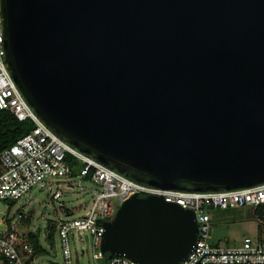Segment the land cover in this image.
<instances>
[{
	"label": "water",
	"instance_id": "1",
	"mask_svg": "<svg viewBox=\"0 0 264 264\" xmlns=\"http://www.w3.org/2000/svg\"><path fill=\"white\" fill-rule=\"evenodd\" d=\"M5 61L69 146L168 191L264 184V0H1ZM196 215L133 196L102 251L178 264Z\"/></svg>",
	"mask_w": 264,
	"mask_h": 264
},
{
	"label": "built area",
	"instance_id": "2",
	"mask_svg": "<svg viewBox=\"0 0 264 264\" xmlns=\"http://www.w3.org/2000/svg\"><path fill=\"white\" fill-rule=\"evenodd\" d=\"M4 42L0 8V112L10 111L20 122L35 124L29 133L0 155V201L21 199L35 187L45 185L48 188L54 186L53 201L61 200L64 196L62 183L55 181L72 174L68 155L80 162L81 176H90L97 186L92 205L84 216L60 219L52 227L53 237L56 234L60 237L64 264H75L72 243L76 239L84 242L83 233L92 236L95 264H138L125 257L109 258V253L102 251L106 223L112 222L121 206L135 195L163 196L166 202L176 203L195 213L198 239L189 257L178 264H264V184L235 191H168L138 183L80 154L40 119L27 102L5 61ZM236 208L252 209L259 222L256 235L245 236L237 247L212 244L210 211ZM30 234L33 233L24 231L17 224L0 220V264H35L38 253ZM82 253H85L84 249ZM75 258L78 263L79 257Z\"/></svg>",
	"mask_w": 264,
	"mask_h": 264
},
{
	"label": "rangeland",
	"instance_id": "3",
	"mask_svg": "<svg viewBox=\"0 0 264 264\" xmlns=\"http://www.w3.org/2000/svg\"><path fill=\"white\" fill-rule=\"evenodd\" d=\"M81 168L55 182L62 183L64 196L53 201L54 186H37L29 194L18 200L0 201V220L7 224H17L26 232H32L40 240V252L35 264H64L62 245L58 234L49 238L53 225L60 219L85 215L96 195L97 186L81 176ZM66 184L69 187H66ZM65 204V207L62 204ZM85 208V209H83ZM211 242L224 248L240 246L245 236H255L259 225L251 208L213 209ZM5 228V226H1ZM84 242L76 239L72 243L75 264H95L92 236L83 233ZM85 253H82V250ZM76 256L79 257L77 263Z\"/></svg>",
	"mask_w": 264,
	"mask_h": 264
},
{
	"label": "trees",
	"instance_id": "4",
	"mask_svg": "<svg viewBox=\"0 0 264 264\" xmlns=\"http://www.w3.org/2000/svg\"><path fill=\"white\" fill-rule=\"evenodd\" d=\"M35 124L32 121L20 122L12 112H0V155L1 153L15 144L19 139L29 133ZM68 161L73 169L80 166V162L72 155H68ZM86 179L91 180L88 176ZM259 213V211L257 212ZM53 231L49 234V238L53 237ZM30 240L35 244L37 253L40 252V240L37 235L30 234Z\"/></svg>",
	"mask_w": 264,
	"mask_h": 264
}]
</instances>
